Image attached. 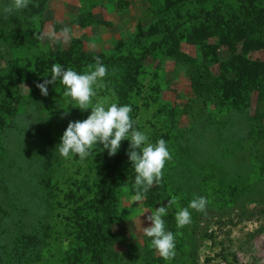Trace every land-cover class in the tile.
I'll use <instances>...</instances> for the list:
<instances>
[{"label":"rangeland","instance_id":"1","mask_svg":"<svg viewBox=\"0 0 264 264\" xmlns=\"http://www.w3.org/2000/svg\"><path fill=\"white\" fill-rule=\"evenodd\" d=\"M10 2L0 0V264H264V0H29L5 17ZM96 57L107 68L97 99L130 105L134 127L172 157L139 199L129 141L113 156L97 144L84 160L62 157L68 122L91 110L59 81L47 96L36 87L53 64L83 72ZM173 195L208 205L183 228L169 209L176 254L165 261L143 227Z\"/></svg>","mask_w":264,"mask_h":264},{"label":"clouds","instance_id":"2","mask_svg":"<svg viewBox=\"0 0 264 264\" xmlns=\"http://www.w3.org/2000/svg\"><path fill=\"white\" fill-rule=\"evenodd\" d=\"M29 5V0H11L2 9L5 17L14 12L23 10ZM71 30L65 26L61 35L69 38ZM49 36L56 38L54 29ZM35 71V70H34ZM107 68L99 57L95 64H88L83 72L72 68H65L60 63L51 66L50 78L36 83L41 95H48V85L59 81L65 88L63 95L75 101V107L81 111L90 109L86 119L69 121L60 137L59 154L64 158L79 157L84 160L92 154L91 150L100 144L107 149L108 155L117 153L124 140L129 141L128 159L135 172L133 188L137 191V199L154 185H159L163 178V169L167 161L172 159L167 143L164 139L150 142L146 131L138 130L135 121L131 118V106L109 102L107 99H97L99 91L105 88L104 78ZM27 88V87H26ZM28 89V93L30 89ZM67 111H65V114ZM179 197L173 195L166 205L155 208L154 212L145 213L149 225L143 227V233L150 239V246L155 249L165 261L175 257V236L166 230L164 217L174 205L179 208L175 214L177 228H183L192 222L189 209L205 212L208 199L204 196H195L187 207L179 206Z\"/></svg>","mask_w":264,"mask_h":264},{"label":"trees","instance_id":"3","mask_svg":"<svg viewBox=\"0 0 264 264\" xmlns=\"http://www.w3.org/2000/svg\"><path fill=\"white\" fill-rule=\"evenodd\" d=\"M263 13H264V10H263ZM215 18H217L218 20H217V23H219V24H224L223 22H225V21H223L222 20V18H221V16H219V15H216V17Z\"/></svg>","mask_w":264,"mask_h":264}]
</instances>
